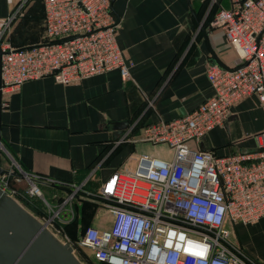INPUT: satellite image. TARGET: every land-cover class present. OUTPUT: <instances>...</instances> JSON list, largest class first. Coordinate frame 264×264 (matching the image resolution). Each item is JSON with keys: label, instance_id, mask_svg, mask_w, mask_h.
I'll return each mask as SVG.
<instances>
[{"label": "built area", "instance_id": "1", "mask_svg": "<svg viewBox=\"0 0 264 264\" xmlns=\"http://www.w3.org/2000/svg\"><path fill=\"white\" fill-rule=\"evenodd\" d=\"M0 16L2 106L5 95L27 80L52 76L71 83L117 69L132 76L133 61L124 57L117 39L119 20L113 0H42L46 40L14 47L7 36L32 0H5ZM213 0L212 2H215ZM239 55L237 65L209 64L211 97L172 120H160L117 139L163 143L170 159L138 154L135 166L113 171L96 190L81 184L26 173L14 166L0 173V188L42 199L47 215L39 218L63 243L90 249L96 262L109 264H259L234 240L231 226L264 219V129L255 133L257 149L219 156L200 147L206 134L226 121L232 106L256 94L264 103V0H230L211 20ZM42 183L68 185L71 191L52 196ZM20 184V185H19ZM23 190V191H19ZM17 196V197H16ZM98 204L95 215L107 213L110 226L93 224L71 239L64 226L76 217L75 200Z\"/></svg>", "mask_w": 264, "mask_h": 264}, {"label": "crops", "instance_id": "2", "mask_svg": "<svg viewBox=\"0 0 264 264\" xmlns=\"http://www.w3.org/2000/svg\"><path fill=\"white\" fill-rule=\"evenodd\" d=\"M204 2L113 0L118 43L125 59L134 62L131 78L123 80L113 69L65 84L52 76L25 81L4 96L8 104L1 113L2 166L75 184L88 178L89 190L123 165L135 166L138 150L151 143H117L127 128L139 133L145 125L187 114L214 93L207 76L210 63L241 62L223 31L211 25L213 2L205 7ZM221 6L228 8L230 0H221ZM37 14L43 26L44 5L38 3L31 7L27 23ZM20 30L25 32L21 38L27 37L28 30ZM38 39L39 34L33 35L25 43ZM123 121L128 124L121 129L117 125ZM263 129L264 103L253 94L235 103L224 124L210 130L199 145L219 156L254 151V134ZM42 186L51 196L63 193L55 185ZM104 219V214L94 215L91 224L110 226ZM253 226L248 235L252 241L241 245L264 264V219ZM235 229L248 231L243 224Z\"/></svg>", "mask_w": 264, "mask_h": 264}, {"label": "water", "instance_id": "3", "mask_svg": "<svg viewBox=\"0 0 264 264\" xmlns=\"http://www.w3.org/2000/svg\"><path fill=\"white\" fill-rule=\"evenodd\" d=\"M0 48V135L2 78ZM127 121L117 126L123 129ZM3 146L0 141V173ZM0 264H85L69 243H63L17 199L0 188Z\"/></svg>", "mask_w": 264, "mask_h": 264}, {"label": "trees", "instance_id": "4", "mask_svg": "<svg viewBox=\"0 0 264 264\" xmlns=\"http://www.w3.org/2000/svg\"><path fill=\"white\" fill-rule=\"evenodd\" d=\"M36 0H34L28 7L27 9V14H25L26 16L22 18V20H25L28 16L29 13L31 11V7L33 6ZM41 4H43L42 0ZM211 2V0H205L203 6H207L209 5V3ZM220 8H224L221 6V0H216L215 3H213L212 5V9H211V14L212 18L214 17L215 13L217 12V10H219ZM21 23V22H20ZM19 31V28H18ZM17 31L14 32V35L12 37V41L14 43V47H27L39 42H42L44 40H46L45 36H44V25H41L40 31H41V35H39V39L38 41L35 42H28L25 43L27 39L25 38H21V35L19 37V33ZM16 34V35H15ZM17 36V37H16ZM41 36V37H40ZM25 43V44H24ZM55 187L61 189L63 191V193L61 194V199L63 198L64 195H66L68 192L71 191V187L68 185H63V184H59V183H55L54 184ZM25 197L23 198L22 203L23 205L28 208L35 216L41 218L43 216L47 215V211L45 209V205L42 201V199L38 198V197H30L28 195L22 196ZM75 206V210H76V217L73 221H71L70 223L65 224L64 229L67 230V232L71 235L72 239H76L79 236V233L81 231H83L86 227H88L89 225H91L92 219L96 213V210L98 208V204L92 200L89 199H80L78 196L75 200L74 203ZM79 229V232H77V230ZM82 253L84 256H86V258L89 259V256L87 255V253H85V251L82 249ZM90 260V259H89ZM101 264H109V263H105V262H100Z\"/></svg>", "mask_w": 264, "mask_h": 264}, {"label": "rangeland", "instance_id": "5", "mask_svg": "<svg viewBox=\"0 0 264 264\" xmlns=\"http://www.w3.org/2000/svg\"><path fill=\"white\" fill-rule=\"evenodd\" d=\"M34 0L31 1V3L33 2ZM213 1V0H211ZM35 2L38 3V5H41V1L40 0H36ZM30 3V4H31ZM215 3V2H213ZM6 1L5 0H0V16H5L6 14V11H7V5H6ZM29 4V5H30ZM28 5V7H29ZM213 5V4H212ZM28 7L26 8V10L24 11L23 15H21L17 21L13 24L12 28H11V31L10 33L8 34L7 36V40L10 41L13 45V41H12V37L14 35V32H16L17 34V31H18V28L23 26V28L25 27L27 30H28V35L27 37H25V39H28V38H32L33 35H41V31H40V28H41V25H40V17L35 15L34 18L32 19V22L31 24H28L27 21L28 19L30 18L29 16L25 19V20H22L23 16L25 17L27 14V9ZM21 22V23H20ZM43 25H44V22H43ZM19 33V37L20 35H25V32H23L22 30L18 31ZM15 34V35H16ZM18 35V34H17ZM17 37V36H16ZM41 37V36H40ZM146 148L147 149H143V152L138 150L137 152L140 154L141 152L142 153H149V154H152V155H167L168 157H170L173 153L172 149L171 148H168L166 147L165 144L163 143H151V144H147L146 145ZM20 185V184H19ZM42 190L44 191L47 199L51 202V203H55V200L52 199V196L49 195V193L44 189V187L42 186L41 187ZM19 191H23V190H20ZM23 195H18V199L19 200H23V198L25 197H22ZM22 202V201H21ZM28 209V208H27ZM29 210V209H28ZM107 213L104 214V217L106 218L107 216ZM43 218V217H41ZM230 227H232V230H233V237H234V240L238 243H243L244 246H246L245 243H248V241H252V239L248 236V235H251V233H253V231L256 229L254 226L253 228L251 227V225H246L248 231L246 230V233H243L242 230L239 229V231L237 229H235V227L231 226V224H229ZM237 230V232H236ZM64 232L66 234H68V236L72 239L71 235L67 232V230H63V234ZM77 232H79V229L77 230ZM73 240V239H72ZM85 253H87V255H91L92 256V253H91V250L90 249H84ZM264 253V250H262V253ZM75 254L77 255V257L85 264H101L100 262H96L94 261L91 257L86 258V256L83 255L82 253V248H76L75 250ZM262 259H264V257H261Z\"/></svg>", "mask_w": 264, "mask_h": 264}]
</instances>
